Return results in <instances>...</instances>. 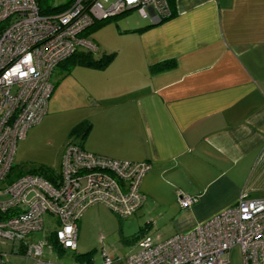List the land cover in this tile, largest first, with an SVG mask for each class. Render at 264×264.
<instances>
[{"label":"crops","instance_id":"obj_1","mask_svg":"<svg viewBox=\"0 0 264 264\" xmlns=\"http://www.w3.org/2000/svg\"><path fill=\"white\" fill-rule=\"evenodd\" d=\"M169 2L173 12L160 22L121 19L132 8L85 29L82 36L95 34L93 57L113 58L57 64L48 111L23 138L48 126L89 151L150 161L140 185L146 198L122 220L126 244L144 228L162 239L189 229L243 190L264 196V0ZM166 59L174 63L152 68ZM84 119L91 128L80 138L71 132ZM181 192L196 202L183 207ZM90 215L78 220L76 249ZM103 249L121 262L136 251Z\"/></svg>","mask_w":264,"mask_h":264},{"label":"built area","instance_id":"obj_2","mask_svg":"<svg viewBox=\"0 0 264 264\" xmlns=\"http://www.w3.org/2000/svg\"><path fill=\"white\" fill-rule=\"evenodd\" d=\"M136 8L142 16L160 22L172 14L169 0H73L51 13L38 0H0V180L13 165L17 145L28 129L48 111L54 90L55 66L70 57L79 45L96 44L82 33L97 20ZM149 160L120 159L69 142L56 181L28 172L0 188V235L15 240L43 228L45 214L59 220L57 238L64 249H76L78 220L98 202L118 216L134 214L145 200L143 176ZM197 196L179 195L183 207ZM236 245L243 264H264V196L243 190L237 201L189 229L168 238L145 233L138 249L117 261L105 249L104 264H229L226 254ZM43 240L28 245V255L38 261ZM0 264H7L0 252Z\"/></svg>","mask_w":264,"mask_h":264},{"label":"rangeland","instance_id":"obj_3","mask_svg":"<svg viewBox=\"0 0 264 264\" xmlns=\"http://www.w3.org/2000/svg\"><path fill=\"white\" fill-rule=\"evenodd\" d=\"M69 0H40L42 12H52L51 8L66 3ZM105 6H108L114 0H101ZM121 19H134L144 21L148 18L143 17L138 10L128 11L122 13ZM118 16V17H120ZM118 17L113 18L117 19ZM120 19V20H121ZM115 21V20H114ZM90 32V31H89ZM87 33V38L94 41V33ZM95 42V41H94ZM96 43V42H95ZM97 44V43H96ZM41 122V121H40ZM40 122L36 123L39 124ZM43 125V124H42ZM41 126V125H40ZM39 127V126H38ZM62 134H58L56 131L50 129L48 126L44 127L41 131L37 132L28 141H24L25 144L22 146L20 140L14 159V173L12 172L13 178L31 172L34 170L40 171H55L58 175L62 167L64 158V152L69 142L68 137L63 142ZM23 142V143H24ZM19 169H22L21 172ZM9 181V180H8ZM9 182L6 178L0 180V188H4ZM8 194H0V199H5ZM101 203H95L86 209V212H90V218L84 226V236L79 237V248L78 249H64L63 247L57 246L51 235L54 234L59 226L58 218L50 213L45 214L44 227L39 230H34L26 234L25 237L19 239H11L0 235V252L3 255L4 260L7 264H104L102 248L107 246L112 251L119 253H128L138 249V239L145 233L135 232V241L130 244L125 243V239L120 235V227L122 220L128 221L129 219L120 218L112 209L107 206L114 218L108 220L106 207ZM85 213V212H84ZM89 214V213H88ZM117 230V231H116ZM84 237V240H83ZM43 240L44 249L43 254L38 261L33 255H28L27 248L33 241ZM121 239V240H120ZM88 247L97 248L93 251V259L85 256L82 252L87 251ZM116 247V249H114ZM90 248V249H92ZM89 250V249H88ZM112 255V254H110ZM114 255V254H113ZM112 255V256H113ZM116 254L113 256L115 257ZM226 256L229 258V264H243V253L240 245L234 246ZM120 258L119 256H117ZM116 257V258H117ZM119 261V259L117 260Z\"/></svg>","mask_w":264,"mask_h":264},{"label":"trees","instance_id":"obj_4","mask_svg":"<svg viewBox=\"0 0 264 264\" xmlns=\"http://www.w3.org/2000/svg\"><path fill=\"white\" fill-rule=\"evenodd\" d=\"M73 0H69L68 2L66 3H62V4H59V5H56L54 7L51 8V11L52 12H56V11H59L65 7H67L68 5H70L72 3ZM38 3L40 5V9L42 11V7H41V4H40V0H38ZM47 13V12H46ZM51 13V12H49ZM113 16V15H112ZM111 17V16H110ZM110 17H107L105 19L102 20L103 21H107L110 19ZM98 21V20H97ZM96 21V22H97ZM95 22V23H96ZM94 23V24H95ZM93 25V24H92ZM85 31V30H84ZM94 42V41H93ZM95 43V42H94ZM96 44V43H95ZM97 49V44H96V47L95 48H91V47H88L86 45H79L77 50L68 58H72L73 56L75 55H79V62H83V63H87V64H94V65H100V66H103L105 64H107L112 58H113V55H114V52H108V53H105L103 56H101L100 58H94L93 55H92V51ZM67 58V59H68ZM65 59V60H67ZM174 63V60H171V59H166V60H162L160 62H157L155 64L152 65V68L154 70H157V69H161V68H164L166 66H169V65H172ZM56 85V82H54V86ZM91 128V121L89 119H84L82 120L81 122H79L78 124H76L73 129H72V134L75 135V136H78L80 138H83L87 135L88 131L90 130ZM14 169L16 170V168H14V164L12 165L7 177H6V180L7 182H11L13 181L15 178L19 177H15L13 178L14 176L12 175V172L14 173ZM20 171L18 172H21L22 169H19ZM33 173H38V174H41L47 178H49L50 180L52 181H56L59 177H60V174L58 175L57 173H55V171H48V169L46 171L43 170H40V171H37V170H34V171H31ZM61 172V170H60ZM28 173V172H26ZM25 174V173H24ZM23 175V174H21ZM9 180V181H8ZM145 229V228H144ZM144 229L143 230H140L138 233H143L144 232ZM138 235V234H137ZM136 235V236H137ZM135 236V237H136ZM52 240L53 242L62 248L58 238H57V234L56 232H54V234L52 235ZM94 251V249H91L89 251H86L85 253H82L83 255L85 256H89L90 257V254H92Z\"/></svg>","mask_w":264,"mask_h":264}]
</instances>
